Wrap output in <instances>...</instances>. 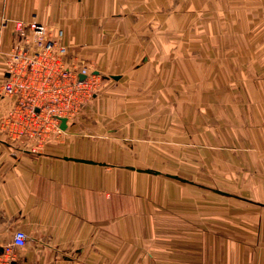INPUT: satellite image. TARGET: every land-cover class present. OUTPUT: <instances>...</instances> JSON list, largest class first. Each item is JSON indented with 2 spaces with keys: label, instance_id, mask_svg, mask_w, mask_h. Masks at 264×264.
<instances>
[{
  "label": "crops",
  "instance_id": "0c3cea01",
  "mask_svg": "<svg viewBox=\"0 0 264 264\" xmlns=\"http://www.w3.org/2000/svg\"><path fill=\"white\" fill-rule=\"evenodd\" d=\"M35 20L110 78L59 139L0 136V253L20 228L16 264H264V0H0V84Z\"/></svg>",
  "mask_w": 264,
  "mask_h": 264
},
{
  "label": "built area",
  "instance_id": "2783aa9c",
  "mask_svg": "<svg viewBox=\"0 0 264 264\" xmlns=\"http://www.w3.org/2000/svg\"><path fill=\"white\" fill-rule=\"evenodd\" d=\"M14 29L0 95L22 99L10 110L4 123L35 131L28 141L30 146L22 151H36L47 141L60 138L62 118L70 124L82 106L88 104L90 94L85 90L92 87L90 81L96 74L81 59L73 62L69 47L62 42V29L49 28L36 20L26 24L16 22ZM78 92H84L83 97ZM15 114H20L21 119ZM28 240L24 230L16 229L0 253V264H16L15 249L26 246Z\"/></svg>",
  "mask_w": 264,
  "mask_h": 264
},
{
  "label": "rangeland",
  "instance_id": "374dc122",
  "mask_svg": "<svg viewBox=\"0 0 264 264\" xmlns=\"http://www.w3.org/2000/svg\"><path fill=\"white\" fill-rule=\"evenodd\" d=\"M5 21H7V20H5ZM5 21H3V20L1 21V23H2L1 26L6 25L4 23ZM14 36H13V38H14ZM0 53H2V52H0ZM9 57L10 56H9V50H8L6 52V55H5V58H4L5 59L4 61H6V63H5L6 65H7V61H8ZM70 58L73 60L74 63H76L77 59H80L81 57H79L76 52L74 53L71 50ZM81 60L84 63H86L87 65H89L91 67V69H93L95 71L96 77H93L91 79V81H90V82H93L92 87L90 89L85 90V91H87L88 94H90V98L88 99L89 100L88 104H84L82 106V108L80 109L79 113L74 116L73 121L77 120L78 118H80L81 114L87 108V106H90V103L92 102L94 96L96 94H98L99 92H101V89H102L103 83L105 81V78H110V76H106L105 77L104 74H102L100 72L96 73L97 69L94 66L89 64L83 58H81ZM72 66L74 67L75 65H72ZM28 92H29V90H27V93ZM83 93L82 92H78V96L79 97H83ZM3 99L5 100L7 106L9 107V109H8V113H9L10 110H12V108L16 105V103H18L22 98L21 97H15V96L4 97V96L0 95V101H2ZM25 103H27V102H25ZM21 105L22 104H20L18 106H21ZM8 113L6 112L5 114L4 113L3 114L6 117L8 115ZM4 116H3V118L1 119V122H0V136L2 135V133L6 134V136H4V137L7 139V141H9V143L12 144V146H13V148L15 150L22 151V149L24 147H29L30 144L28 143V141L30 139V135H32L35 131L19 129V127H17L16 124H14V125L11 124L9 126H6L5 123H4V120H5ZM20 116H21L20 114H15V117H17L19 120L21 119Z\"/></svg>",
  "mask_w": 264,
  "mask_h": 264
},
{
  "label": "water",
  "instance_id": "95a60500",
  "mask_svg": "<svg viewBox=\"0 0 264 264\" xmlns=\"http://www.w3.org/2000/svg\"><path fill=\"white\" fill-rule=\"evenodd\" d=\"M96 73H98V71H96ZM84 75H81V78H84ZM113 78H119L116 75H112ZM61 128L62 129H66L67 128V119L66 118H62V123H61Z\"/></svg>",
  "mask_w": 264,
  "mask_h": 264
}]
</instances>
